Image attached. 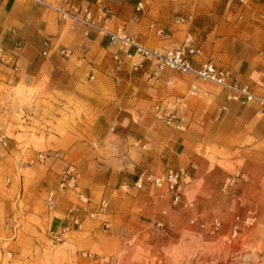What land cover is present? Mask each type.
Here are the masks:
<instances>
[{"label": "rangeland", "instance_id": "rangeland-1", "mask_svg": "<svg viewBox=\"0 0 264 264\" xmlns=\"http://www.w3.org/2000/svg\"><path fill=\"white\" fill-rule=\"evenodd\" d=\"M220 1L157 0L149 16L155 18L154 30L166 31L157 19L171 14L173 19L191 15L192 20L195 14L214 10ZM240 20L251 23L248 17ZM255 22L264 25V20ZM154 30L143 34L145 45L155 46ZM113 51H103L95 66L72 50L68 57L59 53L61 59L45 65L38 82L6 87L0 113V137L5 140H0V264H264L263 249L239 242L240 225L253 226L258 211L236 210L226 232L219 229L217 217L219 208L240 195L233 191L235 186L262 171L263 158L250 152L256 146L217 145L216 134L194 146L197 179L185 178L176 203L165 188L152 183L136 187L142 171L160 174L171 168L159 157L168 126L153 110L157 123L137 143L104 123V107L123 92L117 74L140 71L127 63L116 68ZM163 107L177 111L169 103ZM183 113L184 109L180 116ZM134 118L141 120L137 114ZM186 128L185 124L180 131ZM39 153L45 155L43 160L37 158ZM70 167L93 203L80 208V227L64 231L65 209L78 203L75 192H59L53 211L45 207L44 197ZM102 197L108 205L98 212L96 203Z\"/></svg>", "mask_w": 264, "mask_h": 264}, {"label": "crops", "instance_id": "crops-1", "mask_svg": "<svg viewBox=\"0 0 264 264\" xmlns=\"http://www.w3.org/2000/svg\"><path fill=\"white\" fill-rule=\"evenodd\" d=\"M72 1L98 7L97 0ZM101 1L115 14L111 26L124 25L126 31L136 35L141 42L146 40L143 34L154 30L155 18L149 16V11L157 0H142L144 6L140 11H136L140 0ZM167 15L170 17L157 19L167 30L163 35L154 30L158 38L152 40V46L177 47L187 42L199 49L198 54L190 55L194 66L211 60L228 68L238 82L249 84L256 92L263 93L264 25L255 21L264 20V0H247L246 4L242 0H221L214 10L195 14L191 21L183 23L176 22L171 14ZM247 17L251 23L241 24L240 19ZM243 33L247 36H241ZM0 39L18 58L15 69L0 66V113L4 111L2 101L7 96L6 87L13 88L19 83L33 85L39 81L45 65L61 59L54 47L47 50L46 39H50L57 49L69 47L74 56L91 60L93 66L103 51L110 50L105 36L93 30L86 31L81 26L71 27L59 22L50 10L25 0H0ZM45 50L47 52L43 54ZM151 70L147 64L145 69L133 75L117 74L118 84L124 86L123 92L116 94V100L104 107V123L114 125L118 134L138 143L151 134L148 128L157 123L158 119L152 114L156 105L172 104L176 106L177 114L184 109L181 117L187 128L180 131L165 122L168 134L159 157L166 158V165L171 168L186 169L184 172L191 175L192 180L197 179L198 170L194 146L206 144L214 134L217 145L248 143L256 146L250 152L264 160V110L258 105L239 106L227 101L225 91L215 89L209 82L192 74L164 68L153 75ZM103 71L106 73L107 69ZM192 86H195L194 91H191ZM134 114L141 120H136ZM235 187L233 191H239L240 195H235L232 204L219 208L220 227L225 224V232L231 228L236 210H257V221L253 226L240 225L243 237L239 242L252 250H264V164L259 174H251ZM206 223H211V218H206Z\"/></svg>", "mask_w": 264, "mask_h": 264}, {"label": "built area", "instance_id": "built-area-1", "mask_svg": "<svg viewBox=\"0 0 264 264\" xmlns=\"http://www.w3.org/2000/svg\"><path fill=\"white\" fill-rule=\"evenodd\" d=\"M25 1L50 10L54 13L57 21L68 26H81L86 31L93 30L105 36L108 40V46L114 48L112 58L116 68H119L123 63H127L131 70H141L145 69L146 65L149 64L152 67L151 73L153 75H156L164 68L192 74L202 81L210 82L220 87L225 91L227 101L236 102L242 106L256 104L264 110V85L263 93H258L249 84L238 82L228 68L219 66L211 60L203 61L199 66H194L190 55L198 54L199 49L190 46L187 42L177 47H150L145 45L136 35L127 33L123 25L111 26L114 12L109 5H104L101 0H97L98 7L96 8L89 4H78L72 0H62L58 4L49 0ZM143 6V1H138L136 11L142 10ZM191 18V15L185 17L179 15L175 18V21L183 23L185 20H191ZM156 33L163 35L165 32L163 28H157ZM44 45L47 50L54 47L53 49L65 57H68L71 53V49L66 46H61L57 49L50 39H46ZM47 50L43 54H46ZM0 66L14 69L18 66L16 54L10 51L1 39ZM91 78H93V74ZM194 90L195 86H192L191 91ZM155 109L159 117H162L167 124H171L178 130L185 128L183 118L177 114L175 109L170 110L160 105H156ZM114 129L115 126L111 125L110 130L114 131ZM0 140L5 144L3 137H0ZM37 158L43 160L45 155L39 153ZM71 169V167L68 168L57 187L47 189L44 197L45 207L49 211H53L57 207L56 198L59 192L64 193L68 190L75 192L78 203L71 204L65 209L62 218V229L64 231L73 227H80L82 223L80 208H86L93 203L91 196L79 188L77 175ZM188 176L184 170L175 168H167L160 174L142 171L137 176L134 184L138 188L145 183H152L156 187L165 188L170 193L172 202L176 203L180 199L182 186L186 183L185 178ZM107 205L108 200L102 197L96 203V209L98 212H103Z\"/></svg>", "mask_w": 264, "mask_h": 264}, {"label": "bare ground", "instance_id": "bare-ground-1", "mask_svg": "<svg viewBox=\"0 0 264 264\" xmlns=\"http://www.w3.org/2000/svg\"><path fill=\"white\" fill-rule=\"evenodd\" d=\"M227 218V217H226ZM225 223V222H224ZM225 224L224 225H222L221 227H220V230H224L225 229ZM237 234V232H236V230L234 231V233H233V236H235Z\"/></svg>", "mask_w": 264, "mask_h": 264}]
</instances>
